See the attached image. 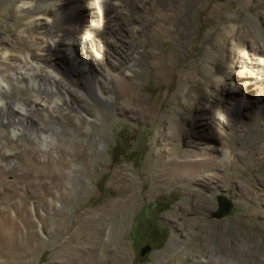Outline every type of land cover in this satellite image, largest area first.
<instances>
[{
  "label": "rangeland",
  "instance_id": "rangeland-1",
  "mask_svg": "<svg viewBox=\"0 0 264 264\" xmlns=\"http://www.w3.org/2000/svg\"><path fill=\"white\" fill-rule=\"evenodd\" d=\"M18 1L0 0V58L4 47L23 57L28 51L30 39L40 41L53 31L49 27L38 35L33 24L26 23L23 12L16 9ZM77 1L80 12L88 21L94 22L96 31L93 34L96 35L74 45L73 51L86 60L92 73L98 77H101L105 67H114L115 59L120 62H117L118 66L124 64L122 56L126 44L123 40L128 41L125 38L126 27L131 25L130 22L150 28L159 22L157 10L167 12V8L158 1L139 0L132 7L130 21L122 19V16L115 21L123 28L119 31L121 37L100 27L102 17L111 10L107 0ZM205 1H210L212 8L200 16L196 8ZM236 1V9H231L228 16L234 12L238 16L248 9L247 0ZM187 4L190 2L184 5L188 21L181 29L189 27L191 37L182 44L172 42L169 36L161 40L156 36L151 37L154 46L146 44L151 52L147 60L149 73L143 79L134 81L125 94L114 99L110 109H103L89 99L82 101L79 98L87 115L97 120L89 119V128L87 117L75 107L57 111L54 115L49 112L50 123L61 126V129H58L56 143L52 144L51 149L41 151L28 132H24L21 138H12L6 124L0 121V264H179L170 263L169 259L182 247H187L191 253L183 258L182 264H193L198 261L195 253L198 245L205 244L215 249L216 238L231 252L228 255L230 259L238 258L237 252L241 251L264 261V186L261 182L264 179V155L259 154V161L243 166L240 157L249 149L243 125L249 119L229 110L239 98H247L244 106L252 102L254 109L261 108L264 95L258 92V85H251L252 80L246 75L255 65L258 66L254 69L262 72L264 55L253 54L251 49L245 68L235 64L221 81L211 80L208 83L211 90H217L223 97L217 112L219 120L217 117L214 123L221 121L225 124V130L232 124L238 127L237 142L231 149L235 155L234 164L222 165L218 162L223 147L221 131L214 125L211 128L201 126L203 119L209 120L216 112L208 109L197 112L194 109L206 103L203 98L206 93L199 90L197 100H188L185 94L189 91V84L184 82L181 71L197 76L199 62L196 54L200 44L205 35L219 29L225 30L221 50L223 56L228 58L233 52L232 33L237 34L238 27H233L226 14L225 22L218 19L217 8L222 4L230 5V0H199L195 8ZM63 7V4L56 5L55 11L60 12ZM229 7L232 8V5ZM259 15L264 17V9ZM178 21L177 17L171 16L166 24L172 28ZM176 32L171 31L170 35H177ZM69 39L75 40L77 35H67L61 40ZM146 39L150 41V35L147 34ZM65 52L62 49L55 53L64 55ZM167 59L172 60L173 70L167 79L159 80L154 70L162 60ZM257 60L261 64H255ZM220 66L214 64L213 71L223 75L225 70ZM11 84L12 90H8V94L16 97V84L12 81ZM18 91L19 98L27 102L30 89L22 87ZM40 97L44 98V94L41 93ZM129 99L134 111H119L118 105L127 104ZM179 99L182 101L179 102ZM32 109L27 108L30 117L37 123L45 124L44 112ZM179 109L184 112L180 113ZM189 111L192 116L200 118L193 135L178 128L181 120L186 129L190 128L188 119L184 120ZM100 115L102 119L98 121ZM76 118L83 121L80 130L76 129ZM220 128L224 130L222 126ZM69 129L79 136L71 134ZM83 132L89 136L84 138L81 136ZM199 135L206 137L202 144V140H198ZM261 135L264 136V133ZM99 141L101 148L97 146ZM206 143L211 149L199 153L198 147L202 148ZM188 160L195 163H188ZM121 171L127 174L128 180H135L132 189L129 185L120 184L118 176H121ZM156 180L169 182L170 185H161L152 191L151 185ZM118 189H122L121 192ZM197 191L210 198L211 208L204 212L205 226L212 232L210 234H202L201 229H195L190 235L185 234L181 221L176 219L181 213L185 194L192 197ZM130 193L135 195V200L127 201L124 207L122 201ZM226 204L229 205L227 210ZM192 208L183 216L194 218L196 211ZM100 216L101 221H98ZM221 225L225 227L224 233H213ZM98 233L99 237L96 238ZM198 236L202 239H196ZM94 241L98 242L97 258L89 260L88 249ZM146 245L151 247L150 252L140 256L141 248Z\"/></svg>",
  "mask_w": 264,
  "mask_h": 264
},
{
  "label": "bare ground",
  "instance_id": "bare-ground-1",
  "mask_svg": "<svg viewBox=\"0 0 264 264\" xmlns=\"http://www.w3.org/2000/svg\"><path fill=\"white\" fill-rule=\"evenodd\" d=\"M138 1L139 0H107L111 10L108 14H104V16L102 17L100 22L101 29L104 31H108L109 33H115L116 35L119 34V36L122 37V35L120 34L121 32L119 33V31H121L123 28L119 26L115 21L121 18V16L122 19H128L130 21L133 16L132 7ZM154 1L160 2V4L167 8V12L169 11L171 14L169 12L167 13L166 11L162 12L157 9L156 11L154 9L160 18L157 16L159 18V22H157L156 24H154L155 26L150 28L146 26L139 27L138 23L136 24L130 22L131 25H128L126 27L127 33L125 38H127L128 41L123 40V42L126 44V50L122 56L125 61L123 62L124 64H120V66H118L117 62H119V60L115 59L116 62L114 63V67H105L103 74L100 75L101 77H98L94 75V73H92V70L90 66L87 65L86 60L83 57L77 56L76 52L73 51L74 45H78L81 42L88 41L89 39H91V37H94V35H96L93 34L95 30L94 22L88 21L86 17L80 12V5L79 3H77V0H19L16 9L21 10L23 12V15L26 17V23L28 25L33 24L34 28H36L37 30L36 33H38V35L41 34L42 31L44 32V30L49 27L50 30L52 28L53 31L50 33V35L49 33H47L49 36L47 35L40 41H36V39H30L29 47L27 49L28 51L23 57L16 56L15 52L9 47H4L2 49L3 52L0 58V121L6 124L5 126L9 136L12 138H21L24 136V132H28L31 137L35 139L41 151H49L51 149L52 144L56 143V137L59 133L58 129H61V126H57V124L50 123L51 119L49 116V112L54 115V113L57 111H64L69 107H75L79 112L84 113V115L87 117L86 123L88 124L89 128V124L91 123L89 119H92L94 121L97 120L87 115L86 111L82 108L83 105H80V99H82V101H84L85 99H89L103 109H110L114 99L125 94L132 87L134 81L143 79L149 73V64L147 60L149 58V53L151 52L148 51L149 47H147L146 44L148 43L150 44V46H154L155 43H153V39H151V37L154 38L156 36L157 39L161 40L162 38L169 36L171 37L172 42L174 41V43L176 44H182L185 42V40L187 41L188 38L191 37L189 34L190 28L187 26L188 28L186 30L181 29L183 24L188 21V15L184 13V5L185 2H190V4H187V6L189 5L190 7L195 8L199 0ZM247 1L248 9L243 10V12L238 16L236 12L232 13L231 16H228V13L231 12V9H236V0H230V5L222 4L221 7H218L216 10L220 22H225L226 19L224 18V14H226L229 18V21L232 22L233 27H238V33H232V37L234 38L231 43V50L233 51L232 54L228 58L223 56L221 49L223 46V36L225 30L219 29L211 34L205 35L202 43L200 44L201 46L199 47V50L196 54L199 62V71L197 76H195V74L186 75L185 71H181V75L185 78L184 82L186 84H189V91L187 94H185L188 100H197V92L199 90H204L206 93L203 96V98L206 100V103L204 105L202 104V107H195L194 109L197 110V112H202L206 109L214 110L217 114L213 115L212 113V116L209 120H207L206 118L207 121L202 118L204 122L203 124H201V126H207L206 128H211V125H214V127L218 131H221V141L223 143L221 145L223 147L221 149V157L218 162L222 165L234 164L235 155L233 154L231 149L236 145L237 142L238 127L236 124L234 125L231 123L232 126L226 127L228 129L225 130V124L223 125L221 121L219 124L214 123L216 122L214 120L218 117L217 112H219L220 110V106L222 104L220 102L223 100V97L219 92H217V90H211L209 88L210 86L208 85V83L211 80L221 81L223 79L224 74H227L229 70L231 71V68L235 64L237 67L245 68L244 65L245 62H247L246 57L247 55H249V50L252 49L253 54L262 53L264 55V17H261L259 15L260 11L264 9V2L260 0ZM59 4H63L64 7L60 12H56L55 7ZM211 5L212 4L210 1L200 3L199 6L196 8L198 10L199 15H205L206 12L212 8L210 7ZM231 5L232 8L229 7ZM172 10H174V13L172 12ZM171 16H174L175 18L177 17L179 20L178 23L172 28L168 27L166 24V21L170 20ZM151 21L153 22L154 20L151 19ZM171 31H177L176 33L180 34L179 37L178 34L170 35ZM147 34L150 35V41L146 39ZM67 35H77V39H69L68 41H62L61 39L65 38ZM121 39L122 38H120V40ZM58 40H60L61 42H59ZM112 43L113 42H111V44ZM115 44L117 45V43ZM121 46L123 45L121 44ZM62 49L67 51L64 55L56 54L57 50ZM214 64H218L219 66L221 65L224 68L225 71L223 75H218L219 73H214ZM255 64L261 63L257 60ZM257 66L258 65L253 66V69L251 67V71H249L248 73L246 72V77L248 76L247 78H250L252 80L250 81L252 82L251 85H258V92L261 95H264V69L262 70V72L260 70L256 71L254 67ZM12 67L14 68L13 70H11ZM74 67H77V69H80V71H76ZM150 68L152 69V67ZM172 68L173 63L171 59L162 60L159 67H156L154 70L156 71L155 75L159 78V80H165L170 76L173 70ZM6 73H10V75H8L11 78H9ZM243 73L245 72H242V74ZM238 75H240V72L238 73ZM11 81L13 84H16V92H18L16 97L8 94V90H12ZM22 87L30 89V98L27 102L19 98L20 94L18 90H20V88ZM41 93L42 95L44 94V98L40 97ZM246 100L247 98H239L229 108V110L231 109L233 114H236L237 116L242 118L247 117L249 119V122L246 121L245 125H243L246 132L244 136V138H246L245 142H247L249 148L248 151L246 150L247 152L245 154H242V157H240L243 160V166L259 161V154L264 155V136L261 135V133H264V103L261 104V108L254 109L253 106L251 107L252 102H249L244 106V102ZM131 101L132 100L129 99L127 101V104H119L118 110L121 112H133L134 108L130 107L132 104ZM181 101L182 99H179V102ZM133 104L135 105L133 106L136 107V104L134 102ZM27 108H33L35 110L44 112L46 123H37L33 118L30 117ZM192 110L193 108H191L190 111ZM190 111L189 114L186 115L187 118L184 119L185 121L188 119V122H190V128L186 129L187 126L185 125L184 121L181 122L182 120L179 121L178 128L181 132H190V134L193 135L195 134L193 129L198 126L197 123L199 121L198 119L200 118H198L197 115L192 116ZM179 112L183 113L184 111L182 109H179ZM101 119L102 118L100 115L98 121H100ZM217 119L219 120V117ZM76 121V129L80 130L83 121L79 118H76ZM237 121L240 122L239 119H237ZM220 126H222L224 130L221 129ZM239 127H241V125ZM69 131L71 134L76 135L75 132H73L72 130L69 129ZM76 136L79 135L77 134ZM81 136L86 138V136L89 135L86 133L84 134L83 132V135ZM205 139V136L199 135L198 140H202L201 144L204 142ZM201 144L198 143V145ZM97 146L99 148L102 147L100 141L97 142ZM209 147L210 145H207L206 143L204 146L202 145V148L198 147V152L200 151L199 153H204L205 151L211 149V147ZM73 149L74 148H72L71 150ZM190 161L188 160V163H195L193 161ZM64 165L67 167L66 164ZM63 169H65V167ZM157 177H159V175H157ZM118 180L121 181L120 184L123 183L122 185H129L128 187H131V189L133 188L132 185L135 184V180H128L127 174L123 172L121 173L120 177L118 176ZM261 182L264 186V179H261ZM162 183H164V181L156 180L154 184L151 185L153 188L152 191L159 189L161 185H170L169 182L164 184ZM121 190L122 189H118V192H121ZM134 200L135 195L133 193H130L129 197L126 196V199L122 201L125 203L124 207H126L127 201ZM191 208L192 210L196 211V216L192 219H188L184 217L183 214L188 213ZM210 208V198L202 194L200 191H197L192 197H188L185 194L180 209L181 213L176 216V219L181 221V227L183 228L182 231L185 234L189 235L193 233L195 229H201L202 234L212 233L205 226L207 223H205L206 218L204 215L205 210H208ZM101 216L100 218L97 217L98 221H101ZM224 231L225 227L221 225L219 228L213 231V233H215L216 235H220L224 233ZM98 237L99 233L97 234L96 238ZM198 237L196 239H200V237ZM219 242V238H216L215 249L205 244L198 245V249L195 250L196 257H198V261H194L193 264H264V261L260 258L255 256L251 257L248 253H244L241 251L237 252L238 258L234 260L230 259L228 258V255L231 252H229L228 249L226 247H223L222 244ZM97 243L98 242L96 241L92 242L90 248L88 249L87 254L89 260H94L97 258ZM190 254V250H188L187 247H182L176 255H172L173 258L169 259V262H177L179 264H182L183 258H185L187 255L190 256Z\"/></svg>",
  "mask_w": 264,
  "mask_h": 264
},
{
  "label": "water",
  "instance_id": "water-1",
  "mask_svg": "<svg viewBox=\"0 0 264 264\" xmlns=\"http://www.w3.org/2000/svg\"><path fill=\"white\" fill-rule=\"evenodd\" d=\"M228 207H229V205L226 204V205H225V209L227 210ZM150 250H151V247H150V246H148V245L144 246V247L141 248V250H140V256H145L147 253L150 252Z\"/></svg>",
  "mask_w": 264,
  "mask_h": 264
}]
</instances>
